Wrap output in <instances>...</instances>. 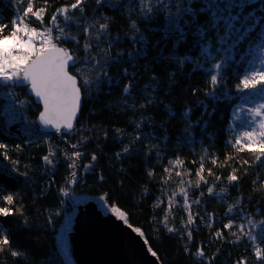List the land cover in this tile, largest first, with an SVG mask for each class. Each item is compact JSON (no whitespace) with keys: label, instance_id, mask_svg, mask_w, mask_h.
<instances>
[{"label":"trees","instance_id":"obj_1","mask_svg":"<svg viewBox=\"0 0 264 264\" xmlns=\"http://www.w3.org/2000/svg\"><path fill=\"white\" fill-rule=\"evenodd\" d=\"M21 19L69 49L82 107L58 139L0 79V264H65L69 193L121 209L162 264H264V147L233 119L258 97L264 0H0V40Z\"/></svg>","mask_w":264,"mask_h":264},{"label":"water","instance_id":"obj_2","mask_svg":"<svg viewBox=\"0 0 264 264\" xmlns=\"http://www.w3.org/2000/svg\"><path fill=\"white\" fill-rule=\"evenodd\" d=\"M72 62L69 49L51 46L23 65L19 81L40 107L35 118L38 129L58 139L59 133L73 129L82 107L77 78L69 72ZM74 166L70 186L77 174V160ZM68 197H73L68 200L74 210L57 237L65 264H162L121 209L111 208L101 196L69 193Z\"/></svg>","mask_w":264,"mask_h":264},{"label":"rangeland","instance_id":"obj_3","mask_svg":"<svg viewBox=\"0 0 264 264\" xmlns=\"http://www.w3.org/2000/svg\"><path fill=\"white\" fill-rule=\"evenodd\" d=\"M21 38H26V40L19 43ZM51 46L55 45L51 40L50 31L39 32L36 28L27 27L21 19L13 34L0 40V56L2 57H0V79L15 83L20 81L23 65ZM253 73L255 79L259 81L256 87H253L258 92V97L252 99L249 106L240 105L235 110L233 119L238 122V126L235 127L236 142L241 146L261 148L264 147V52L261 54L258 67L254 69ZM70 157L73 160L74 153H71ZM67 199L72 201L73 197H67ZM71 208L69 212H66L58 230V240L62 234L65 221L70 219L74 210L73 207ZM255 232L256 230L253 227H246V229H238L236 235L246 237L247 241L251 243V247L255 248L253 252L255 251L260 255L261 247L257 245ZM236 235L234 234L235 237Z\"/></svg>","mask_w":264,"mask_h":264},{"label":"built area","instance_id":"obj_4","mask_svg":"<svg viewBox=\"0 0 264 264\" xmlns=\"http://www.w3.org/2000/svg\"><path fill=\"white\" fill-rule=\"evenodd\" d=\"M45 30H40L39 32H43ZM24 40H26V38H21V41L19 43H22ZM1 57V56H0ZM2 58V57H1Z\"/></svg>","mask_w":264,"mask_h":264},{"label":"bare ground","instance_id":"obj_5","mask_svg":"<svg viewBox=\"0 0 264 264\" xmlns=\"http://www.w3.org/2000/svg\"><path fill=\"white\" fill-rule=\"evenodd\" d=\"M109 207V206H108ZM110 209V208H109Z\"/></svg>","mask_w":264,"mask_h":264}]
</instances>
